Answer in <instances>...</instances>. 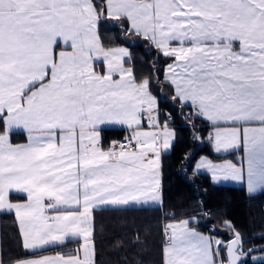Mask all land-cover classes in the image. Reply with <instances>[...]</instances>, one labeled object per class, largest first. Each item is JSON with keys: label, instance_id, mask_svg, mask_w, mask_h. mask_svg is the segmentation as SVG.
Instances as JSON below:
<instances>
[{"label": "snow or ice", "instance_id": "snow-or-ice-1", "mask_svg": "<svg viewBox=\"0 0 264 264\" xmlns=\"http://www.w3.org/2000/svg\"><path fill=\"white\" fill-rule=\"evenodd\" d=\"M105 16L175 58L168 71L176 98L212 123L217 152L242 144L248 191L264 190V0H0V210L15 211L26 250L85 241L83 260L57 255L16 264H90L94 209L157 199L158 134L135 132L129 144L139 151L132 153L98 147L100 126L139 124L143 106L156 103L149 80L126 78L132 70L117 57L129 53L98 43ZM61 43L72 51L57 55ZM101 53L105 75L92 70ZM15 129L27 133V144L10 142ZM170 138L165 126V150ZM198 167L222 170L225 179L241 171L232 162ZM13 191L27 201L10 202ZM165 233L163 264H216L219 249L213 254L188 221ZM228 252L236 264L234 245Z\"/></svg>", "mask_w": 264, "mask_h": 264}, {"label": "trees", "instance_id": "trees-1", "mask_svg": "<svg viewBox=\"0 0 264 264\" xmlns=\"http://www.w3.org/2000/svg\"><path fill=\"white\" fill-rule=\"evenodd\" d=\"M101 2L95 0L97 4ZM98 33L103 46L129 47L127 62L136 80L150 81L149 89L157 97L161 118L167 112L177 124L172 146L161 154V204L104 206L93 210V264H163V218L193 215L197 216L190 220L194 226L213 237L219 234L224 240L232 236L222 227L224 219L229 220L231 227L239 232L243 248L262 245L252 250L241 264H264V190L249 193L241 184L215 182L209 173L194 169L198 155L219 157L221 154L214 149L210 125L193 115L189 104L176 98L172 84L164 77V66L170 57H165L143 35L125 32L107 16L100 22ZM125 132L124 127H102L101 146H109ZM11 196L19 198L22 194ZM70 241L26 250L14 211L0 210V263L41 251H72L77 240ZM224 246L216 244L219 256L224 255ZM254 252L263 254L254 256Z\"/></svg>", "mask_w": 264, "mask_h": 264}, {"label": "crops", "instance_id": "crops-1", "mask_svg": "<svg viewBox=\"0 0 264 264\" xmlns=\"http://www.w3.org/2000/svg\"><path fill=\"white\" fill-rule=\"evenodd\" d=\"M98 43L101 45V47H102V49L104 51H110V50L117 49V48H124L129 53V47L127 45H125V44H118V45H111V46H103L102 43H101V41H100L99 33H98ZM172 46L173 47H179L180 45L178 43H174ZM61 51L71 52L72 49L70 47H66L63 43H61L60 46H58L56 48L57 55ZM128 56L129 55L123 56V57H119L118 56L117 59L120 61V63L122 64V67L125 70H132L131 64L129 62H127ZM174 59H175L174 57H170L169 60L167 61V63L165 64V66H164V77L168 81H170V83H171V73L168 71V66L174 63ZM92 70L95 71L97 74H101V75L107 74V71H108L107 64L104 61V58H103L102 53L99 54V57L98 58L96 56L93 57ZM125 75H126V73H125ZM126 78L127 79H134L137 83L146 80L145 78L140 79V80H136V78L134 76V73H133V70H132V76H127L126 75ZM113 79L114 80H119L120 79V73H114L113 74ZM172 86H173V89H174V93L176 94V92H175V86L174 85H172ZM148 91L150 92V94L156 100L157 97L153 94V92L150 89H148ZM156 102H157V100H156ZM181 102L182 103L189 104L190 107L192 106L190 101H188V102L181 101ZM149 111L151 112V120L149 119ZM165 115H166V117H164L162 119L161 118L162 115H161V112H160V110L158 108L157 103L153 104L151 106V109H149V106L147 104H145L143 106V108L141 109V111L138 113L139 124H133L131 127H129L127 124H124V125H102V126H100V130L104 126H119V127H124V128H131V129L134 130V132L140 131V132H154L155 133V131H158L159 132V136L161 137V140H160L159 145H158V147H159V160H158V163L156 165V178H157V180L159 182L158 185H157V190H156L157 199L155 201H153V200H151L149 198L148 199V202L147 203H144L143 202V199L144 198H142V202L141 203H135V202H133V203H130L128 205H156V204H161V202H162V192H161V176H162V174H161V154H162L163 151H165V149L163 148V143H162V141H163V132H164L165 126L167 127V130L169 132L173 133L174 136H175V128H174V125L169 124V125H165V126H161V127L159 126V124L163 120H165L167 118L168 113L166 112ZM200 117L203 118L205 121H207V123L211 127L210 137L212 139L213 146H214V141H213V136L214 135H213V132H212V130H213L212 123L210 121H208L205 117H203V116H200ZM3 131H4L3 125L0 124V132H3ZM170 139H172V141L174 140V138H170ZM10 142L13 145H25V144H27L28 143L27 133L24 132L21 129L12 130L11 135H10ZM110 145H111V143H110ZM110 145L107 146V147H102L101 144H100V136H99L98 147H100L102 150L107 151L109 149H112V147ZM125 150L128 153H132L134 151H139V148L137 146V147H132V148L125 149ZM233 150H235V149H233ZM219 152H224V150L221 149V151H219ZM149 158L150 159H156L155 153H149ZM196 160H197V158L195 159L194 164H195ZM194 169L195 170H198V171H204V172H207V173L210 172L207 169H197V168H195V166H194ZM12 193H15V192L14 191L13 192H10V194H9V201L10 202H12V203H25L27 201L26 194H22V197H19L18 198V197H12L11 196ZM47 202L48 201L45 200V203H47ZM122 206H127V205H122ZM5 210H7V209H5ZM12 211H14V210H12ZM14 213H15V211H14ZM54 214L55 213H53L51 211H46L45 212V215H54ZM191 219L192 220H195L193 217L189 216V217H185V218H176V219H173V220H169L168 223H170L171 221H172V224L173 223H178L177 228L179 229V226L181 225V223L183 221H186L187 220L188 221V227H189V229L190 230L191 229H194L197 232L200 228H197L196 226H194L190 222ZM17 223H18V227H19V221H18V219H17ZM89 227L92 229V232H93V212H92V219L89 221ZM19 232H20V230H19ZM197 233H199V234L204 233L203 235H210L211 236V238L213 240V243L212 244L214 246V254H215L217 252V247H216V241L214 240L213 235L210 234L209 232L203 231V230H199V232H197ZM20 236H21V234H20ZM69 239H75V240H77L76 247L72 251H68V252L56 251V250L41 251V252H36V253L29 254V255H25V256H22V257H18L16 259L11 260V261L3 262V263H0V264H16V261H18V260L40 259V258H45V257H47V258H54L57 255H63V257L65 259H67L69 255H72V256H77L80 260H83L84 259L83 245L85 243L83 237L82 236H80V237H71ZM21 240H22V237H21ZM92 247H94L93 235L91 237L90 249ZM163 248H164V246H163ZM218 256L219 255H216L215 258H217ZM93 263H94V253L90 255V264H93Z\"/></svg>", "mask_w": 264, "mask_h": 264}, {"label": "rangeland", "instance_id": "rangeland-1", "mask_svg": "<svg viewBox=\"0 0 264 264\" xmlns=\"http://www.w3.org/2000/svg\"><path fill=\"white\" fill-rule=\"evenodd\" d=\"M156 100H157V98H156ZM157 103V102H156ZM212 132H213V135H214V132H215V129L213 128V130H212ZM213 141H214V148H215V139H214V136H213ZM235 150H233V149H229L228 151H224V152H217L216 150V152L217 153H219V154H221V156H219V157H212V156H210V155H208V154H206V153H202V154H200L198 157H197V160H196V162H195V164H194V166H195V168H197V169H207L208 171H210V172H208L209 174H210V177H211V179L213 180V181H217V182H228V183H235V184H241V185H243L244 187H245V190L247 191V192H249L248 191V175H247V162H246V160L245 159H243L244 158V156H245V153H244V149H243V146H242V144H241V146L240 147H238V148H234ZM206 162H211V163H213V164H215V165H223L224 163H226V162H232L233 164H235V166L238 168V169H241V171L239 172V173H237V176H236V178H232L230 175H229V177L227 178V179H225L224 178V174H223V172H222V170H219V169H217V170H209L208 168H206V167H198V165H200V164H202V163H206ZM214 176L216 177L215 179H214ZM250 193V192H249ZM182 218H185V217H182ZM193 218L194 219H196L197 218V216L196 215H193ZM169 220H173V218H171V219H169V218H163V227L164 226H167V225H174V226H178V223H173L172 224V221L170 222V223H168V221ZM187 221V220H186ZM224 225L225 226H222L223 227V229L224 230H226V231H229V234H232V236L231 237H234V236H236L237 237V234H239V232L236 230V229H234V228H232L231 227V223H230V221L229 220H226V219H224ZM194 225V224H193ZM199 230H201V229H199ZM199 230L197 231V232H199ZM202 232V231H201ZM208 232V231H207ZM204 233H201V235H203ZM204 237H206V238H208L210 241H211V250H212V253L214 254V246H213V240H212V238H211V236L210 235H203ZM239 236H240V234H239ZM230 237V238H231ZM229 238V239H230ZM240 238H241V236H240ZM214 240L215 241H220L221 243L219 244V246L221 245V244H225L226 243V241L228 240H224V239H222V236L221 235H217L216 237L214 236ZM164 244H165V242H164ZM217 244V243H216ZM218 245V244H217ZM164 247H165V245H164ZM225 247V246H224ZM244 248H243V246H242V242H241V239H240V250H243ZM222 253V252H221ZM263 254V252H254L253 253V255L254 256H257V255H262ZM220 258H222L223 260L225 259V253H224V255L222 256V254H220V256H219Z\"/></svg>", "mask_w": 264, "mask_h": 264}, {"label": "built area", "instance_id": "built-area-1", "mask_svg": "<svg viewBox=\"0 0 264 264\" xmlns=\"http://www.w3.org/2000/svg\"><path fill=\"white\" fill-rule=\"evenodd\" d=\"M191 110H192V114L193 115H197L196 112L193 110V106H191ZM176 125L177 123L174 122V116L172 114H168L167 118L165 120H163L159 126H165V125ZM187 124H193V122H187ZM134 130L131 128H126V132L124 134V136L120 137V138H115L112 140L111 142V147L112 149H114L116 152L120 151L122 146H124V150L125 149H129L132 148L135 144V140H134ZM156 134L159 135L158 131H155ZM132 140V145L129 144V140ZM115 142V143H114ZM165 228L166 226L163 227V241L166 242V233H165ZM171 235V230L168 231L167 236Z\"/></svg>", "mask_w": 264, "mask_h": 264}, {"label": "water", "instance_id": "water-1", "mask_svg": "<svg viewBox=\"0 0 264 264\" xmlns=\"http://www.w3.org/2000/svg\"><path fill=\"white\" fill-rule=\"evenodd\" d=\"M230 245H234V249H235L234 254L239 257V260H237L236 264H241L252 250L259 249L262 247V245H251L247 248H244L243 250H240V240L236 241V236L231 237L225 243V247H224L225 259L223 260L218 256L216 258V264H220L221 259L223 260L224 264H229L230 256H229L228 248Z\"/></svg>", "mask_w": 264, "mask_h": 264}]
</instances>
